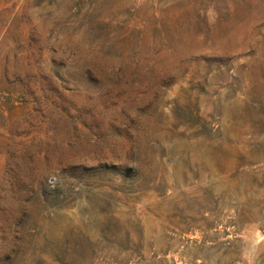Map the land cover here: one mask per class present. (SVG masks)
<instances>
[{
	"label": "rangeland",
	"instance_id": "1",
	"mask_svg": "<svg viewBox=\"0 0 264 264\" xmlns=\"http://www.w3.org/2000/svg\"><path fill=\"white\" fill-rule=\"evenodd\" d=\"M0 264H264V0H0Z\"/></svg>",
	"mask_w": 264,
	"mask_h": 264
}]
</instances>
